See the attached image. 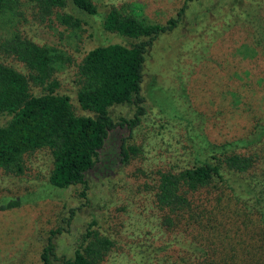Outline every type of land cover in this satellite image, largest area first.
I'll list each match as a JSON object with an SVG mask.
<instances>
[{"label": "rangeland", "instance_id": "obj_1", "mask_svg": "<svg viewBox=\"0 0 264 264\" xmlns=\"http://www.w3.org/2000/svg\"><path fill=\"white\" fill-rule=\"evenodd\" d=\"M183 1L94 0L96 14L88 15L68 1L45 13L39 0H18L12 11L6 9L0 15V61L26 77L31 93L46 91L54 81L53 92L68 97L75 115H91L76 100L80 87L78 64L97 45H129L134 41L102 28L107 10L124 6V11L146 22L163 24L175 16ZM214 1H189L177 26L148 46L139 90L143 107L139 123L131 130L118 125L107 131L95 162L84 173V184L52 187L48 182L52 157L46 147L23 155L20 176L0 177V198L25 199L18 207L0 210V264H41L40 252L51 231L54 256L49 264H63L64 259L71 258L74 249L86 242L87 229L113 242L100 264H147L149 251L140 244L153 249L152 245H162L174 237L154 231L145 234L159 212L151 206V192L130 176L135 173L134 164L121 165L119 146L124 140L141 143L163 120L178 122L173 139L186 144L188 116L191 120L202 119L203 133L216 143L247 135L254 123L264 118V45L257 48L252 43L248 25L222 23L221 15L209 9ZM62 14L78 18V26L62 23ZM13 33L51 47L59 55L43 82L30 79L32 70L14 52L2 48ZM253 51L256 53L249 57ZM108 110L113 121L128 119L134 105H112ZM8 118L0 115V125ZM154 167L157 164L153 158L146 169ZM150 177L147 174L145 180ZM175 236L181 246L169 244L165 253L170 259L187 255V236ZM232 237L235 249L247 258L251 240L245 230L234 232ZM240 245L243 248H237Z\"/></svg>", "mask_w": 264, "mask_h": 264}, {"label": "trees", "instance_id": "obj_2", "mask_svg": "<svg viewBox=\"0 0 264 264\" xmlns=\"http://www.w3.org/2000/svg\"><path fill=\"white\" fill-rule=\"evenodd\" d=\"M39 1L45 13L68 1L85 14H96L94 0ZM189 1L184 0L175 16L163 24L146 22L124 11V6L107 10L102 28L134 41L129 45H97L78 64L76 100L91 115H75L68 97L53 92L54 81L46 91L31 93L26 77L0 61V115L9 116L0 125V177L20 176L23 155L46 147L52 157L48 175L52 187L84 184V173L95 162L107 131L118 125L130 130L138 125L143 114L139 90L145 52L157 36L177 26ZM17 2L0 0V15L6 9L12 11ZM209 6L221 15L222 23L248 25L252 43L263 47L264 0H215ZM59 17L62 23L78 26L79 19L70 14ZM2 48L14 52L32 70L29 78L38 83L49 76L59 58L51 47L16 33L5 39ZM128 103L134 105L133 115L113 121L109 107ZM198 119L185 118L186 144L173 139L178 122L169 120L160 121L141 143H120L121 165L134 164L135 173L130 176L151 192V206L159 212L145 234L174 235L162 245H152L153 249L140 244L149 251L147 264H264V118L254 123L247 135L217 143L208 140L199 122L202 119ZM153 158L157 167L146 169ZM147 174L152 175L149 180H145ZM24 201L22 197L2 196L0 210L18 207ZM243 230L251 240L247 258L235 249L232 237ZM53 233L40 252L41 264H49L54 256ZM176 233L187 236V255L170 259L165 253L169 244L181 246ZM84 236L86 242L78 245L63 264H100L105 259L113 242L93 230L87 229Z\"/></svg>", "mask_w": 264, "mask_h": 264}]
</instances>
